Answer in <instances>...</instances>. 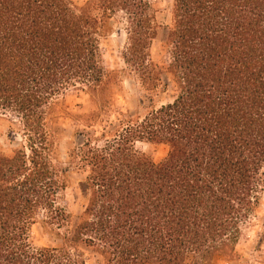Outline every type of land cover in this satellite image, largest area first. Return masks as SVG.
Listing matches in <instances>:
<instances>
[{
	"label": "trees",
	"instance_id": "trees-1",
	"mask_svg": "<svg viewBox=\"0 0 264 264\" xmlns=\"http://www.w3.org/2000/svg\"><path fill=\"white\" fill-rule=\"evenodd\" d=\"M168 9L162 26L151 0H0V118L14 114L24 133L39 134L35 143L66 91L90 104L67 167L45 147L0 152V264L239 258L241 225L264 191V0H172ZM118 13L122 58L147 92L138 99L146 111L118 112L97 136L125 74L101 62L100 40ZM161 29L158 61L151 48ZM136 142L166 155L155 161ZM73 170L83 173L77 214L59 202ZM37 224L60 245H35Z\"/></svg>",
	"mask_w": 264,
	"mask_h": 264
},
{
	"label": "rangeland",
	"instance_id": "rangeland-1",
	"mask_svg": "<svg viewBox=\"0 0 264 264\" xmlns=\"http://www.w3.org/2000/svg\"><path fill=\"white\" fill-rule=\"evenodd\" d=\"M77 1L84 2L86 0ZM171 1L151 0L153 9L156 11L157 21L162 26L169 23L168 7ZM111 23L113 25L111 32L100 40L101 62L105 69L117 72L125 71V74L119 75V90H115L114 95L111 97L110 105L104 113L102 112L100 116L101 122L93 127L97 136H100L101 125H108V123L114 121L118 112L137 110V113L143 115L146 111L144 108L138 107V99L147 95V92L143 91L139 79L129 72L122 58L127 44L124 32L125 15L123 13L116 14ZM163 35L164 30L161 29L151 48V57L158 61L165 58L161 43ZM159 100L156 101L155 105L159 104ZM55 103L52 107L53 112L48 114L45 119V135H40L42 140H33L35 143H32L29 138H38L39 134L24 133L19 119L14 114L7 113V115L1 116L0 152L10 155L14 151L21 149L27 155H30L31 146L36 149L45 147L43 154H49L53 162L59 163L62 167H67L70 160L69 155L73 150L79 148V142L75 137H77L76 134L80 130L85 129L81 117L88 112L90 104L85 93H78L73 89L66 91V95L59 97L55 100ZM145 103L147 105L148 100ZM11 122L15 125L14 133L9 131ZM135 147L139 151L150 155L155 161L161 160L167 152L164 146L146 142H136ZM69 175L66 188L60 192L59 202L70 213L77 214L80 212L83 203L77 182L83 176V173L82 171L73 170ZM31 235L35 245H60V241L44 233L38 224L33 226ZM235 251L239 256L236 260L227 262L223 257H215L212 264H261L264 261V191L255 214L241 225V235Z\"/></svg>",
	"mask_w": 264,
	"mask_h": 264
},
{
	"label": "water",
	"instance_id": "water-1",
	"mask_svg": "<svg viewBox=\"0 0 264 264\" xmlns=\"http://www.w3.org/2000/svg\"><path fill=\"white\" fill-rule=\"evenodd\" d=\"M120 32V31H119Z\"/></svg>",
	"mask_w": 264,
	"mask_h": 264
}]
</instances>
